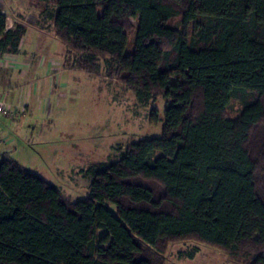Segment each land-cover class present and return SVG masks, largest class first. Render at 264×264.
<instances>
[{"label":"trees","instance_id":"1","mask_svg":"<svg viewBox=\"0 0 264 264\" xmlns=\"http://www.w3.org/2000/svg\"><path fill=\"white\" fill-rule=\"evenodd\" d=\"M54 3L56 37L84 55L78 69L104 61L140 101H170L163 134L88 168L82 199L1 157L0 264H165L170 244L190 239L264 264V142L259 155L249 147L264 118V0ZM177 16L185 30L168 24ZM23 31L0 4V53L16 55Z\"/></svg>","mask_w":264,"mask_h":264},{"label":"rangeland","instance_id":"2","mask_svg":"<svg viewBox=\"0 0 264 264\" xmlns=\"http://www.w3.org/2000/svg\"><path fill=\"white\" fill-rule=\"evenodd\" d=\"M0 2L9 24H21L25 29L16 55L0 53L2 88L25 96L28 103L27 109L13 102L18 114L0 116V137L5 132L9 134L6 143L16 140L1 157L10 156L73 199L85 198L92 179L87 169L117 161L133 140L161 136L170 100L157 96L140 101L116 74H109L104 61L92 72L78 69L84 55L70 51L56 37L54 0ZM168 24L186 29L180 16ZM128 35L130 51L136 29ZM242 108L240 99H232L225 114L238 117ZM263 142L264 118L251 130L249 147L255 155L261 153ZM256 180L264 197V164L260 159ZM109 206L115 211L112 204ZM164 258L165 264H246L242 258L195 239L171 243Z\"/></svg>","mask_w":264,"mask_h":264},{"label":"crops","instance_id":"3","mask_svg":"<svg viewBox=\"0 0 264 264\" xmlns=\"http://www.w3.org/2000/svg\"><path fill=\"white\" fill-rule=\"evenodd\" d=\"M0 4H1V2H0ZM3 5V4H2ZM3 7H4V5H3ZM18 23V22H17ZM8 25H9V28H15L17 25L18 26H20L21 28H22V25L21 24H16V26L15 27H13L12 25H10L9 24V17H8ZM24 31H25V29H23ZM23 31V32H24ZM2 70L0 69V100L1 101H4V102H6V103H8V104H12V105H14L13 104V102H15L16 104H18L19 106H21V105H23V106H25L26 108L28 107V103H27V100H25V96H20L19 97V95L18 94H15V92L13 91V90H7L6 88H2L3 86H4V84H3V82H1V81H3V73L1 72ZM28 109V108H27ZM28 111V110H27ZM26 115V114H25ZM1 116V115H0ZM3 132V131H2ZM5 132H3L2 133V135H1V137H0V139L3 141V143H1L0 144V157H1V154L3 153V152H8L9 153V151H7V148H8V146L11 144V147L13 146L14 147V145H16V140H15V138L13 139V138H11V139H8L7 140V143L5 142V140L7 139V137H9V134L8 133H5ZM10 137H12V136H10ZM18 147V146H17ZM16 148V147H15Z\"/></svg>","mask_w":264,"mask_h":264},{"label":"built area","instance_id":"4","mask_svg":"<svg viewBox=\"0 0 264 264\" xmlns=\"http://www.w3.org/2000/svg\"><path fill=\"white\" fill-rule=\"evenodd\" d=\"M0 113L6 117H12L15 116V114H18V108L0 100ZM1 143L2 140L0 139V144Z\"/></svg>","mask_w":264,"mask_h":264}]
</instances>
